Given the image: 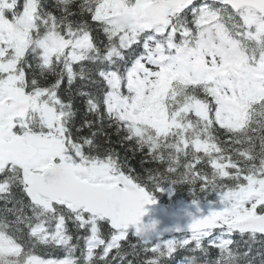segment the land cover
Wrapping results in <instances>:
<instances>
[{
	"label": "snow or ice",
	"instance_id": "obj_1",
	"mask_svg": "<svg viewBox=\"0 0 264 264\" xmlns=\"http://www.w3.org/2000/svg\"><path fill=\"white\" fill-rule=\"evenodd\" d=\"M105 121L163 171L100 154ZM166 182L200 214L153 242ZM0 202V264L264 259V0H0Z\"/></svg>",
	"mask_w": 264,
	"mask_h": 264
},
{
	"label": "trees",
	"instance_id": "obj_2",
	"mask_svg": "<svg viewBox=\"0 0 264 264\" xmlns=\"http://www.w3.org/2000/svg\"><path fill=\"white\" fill-rule=\"evenodd\" d=\"M44 2L51 7L55 5L56 0H44ZM210 39L215 40L214 32L210 33ZM77 108L78 116L76 126L79 127L83 113L80 111L79 104L77 105ZM89 119H94V117L89 116ZM92 131H97V129L93 128ZM84 134L88 135L89 131L85 129ZM124 135L125 133L123 130L118 131L114 125L108 126L107 121H105L103 129L101 131H97V143L100 145V154H104L109 149L114 150L119 154L122 162H126L130 168L135 170V175L141 176L145 180L148 176V169H151L154 172L156 170L163 171L162 166L151 162L150 158L145 153L140 152L134 144L125 141ZM162 188L163 191L156 190L154 195L161 206H164L171 211H175L184 205L193 203L194 196L191 191V186L187 183L173 185L166 182L162 185ZM218 199V195L214 192H201L199 194V201H202L204 205L215 206L216 209H219L220 207V205L216 203ZM3 208V202H0V211H2ZM129 237L132 243H136L138 241V239H136L132 233H129ZM237 239H239V237H237ZM256 248L257 251L253 254L252 258L254 264H264V259H261V255L259 254V246L257 245ZM36 251L38 254L45 255L50 258H55L62 255V253L47 249L44 246L38 247ZM128 251L131 252V249L129 248ZM216 255L217 253L214 250H211L208 256L205 257L202 253H192L181 249L174 254L173 258L167 260L166 264H189V261L193 256H196L197 260L201 262V264H205V262L213 260ZM146 258L147 256L144 254H141L140 256L128 255L125 258L124 264H128V261H132V264H140V261Z\"/></svg>",
	"mask_w": 264,
	"mask_h": 264
},
{
	"label": "water",
	"instance_id": "obj_3",
	"mask_svg": "<svg viewBox=\"0 0 264 264\" xmlns=\"http://www.w3.org/2000/svg\"><path fill=\"white\" fill-rule=\"evenodd\" d=\"M200 209L203 214H207L210 206L204 207L202 202H199ZM148 211L147 215H145L142 220L145 224L151 223L152 221H158L156 229L153 233L152 240L155 242L160 239L163 240L167 236H169L172 232L169 231L174 230L177 227L181 229H187L188 224L191 222V217L188 215L189 212L199 215L197 212L196 206L192 203L184 206L183 208L177 210L176 212H169L167 209L162 208L158 211V204H152L146 206ZM129 232H134L135 227H131ZM176 234H181L177 233ZM158 234V235H157ZM136 235V234H135ZM139 238V237H138Z\"/></svg>",
	"mask_w": 264,
	"mask_h": 264
}]
</instances>
